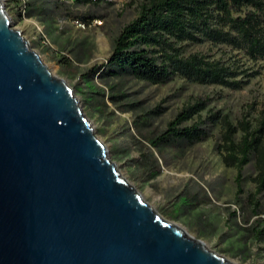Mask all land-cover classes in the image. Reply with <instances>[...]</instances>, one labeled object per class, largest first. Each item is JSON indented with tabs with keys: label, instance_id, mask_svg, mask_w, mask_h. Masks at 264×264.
I'll return each mask as SVG.
<instances>
[{
	"label": "rangeland",
	"instance_id": "obj_1",
	"mask_svg": "<svg viewBox=\"0 0 264 264\" xmlns=\"http://www.w3.org/2000/svg\"><path fill=\"white\" fill-rule=\"evenodd\" d=\"M3 1L13 27L74 90L110 161L145 202L228 260L264 264V238L257 236L264 227V192L256 196L260 208L255 215V202L248 197L256 192L254 163L243 170V193L238 195L239 171L222 162L218 126L209 128L207 140L185 148L157 149L145 139L164 132L185 106L197 100L208 102L202 120L220 110L234 124L246 117L254 125L264 112V60L253 62L241 51L207 42L183 45L186 55L237 61L244 70L258 71L239 90L178 76L161 85L109 78L96 67L108 60L114 39L137 17L144 0ZM33 6L42 8L30 16L24 13L25 7ZM111 95L121 97L114 102ZM198 120L195 116L183 126Z\"/></svg>",
	"mask_w": 264,
	"mask_h": 264
},
{
	"label": "water",
	"instance_id": "obj_2",
	"mask_svg": "<svg viewBox=\"0 0 264 264\" xmlns=\"http://www.w3.org/2000/svg\"><path fill=\"white\" fill-rule=\"evenodd\" d=\"M0 264H236L110 161L74 90L0 0Z\"/></svg>",
	"mask_w": 264,
	"mask_h": 264
},
{
	"label": "trees",
	"instance_id": "obj_3",
	"mask_svg": "<svg viewBox=\"0 0 264 264\" xmlns=\"http://www.w3.org/2000/svg\"><path fill=\"white\" fill-rule=\"evenodd\" d=\"M38 7H27L28 16ZM205 42L241 51L253 62L264 60V0H144L137 17L114 39L108 60L96 70L102 69L103 76L114 79L161 85L178 76L192 83L232 90L241 89L259 74L244 70L237 61L185 54V43ZM110 97L116 102L121 96ZM207 104L197 100L185 106L164 132L145 139L157 149L185 148L207 140L209 128L218 126L222 162L239 171L238 195L243 193L242 172L254 163L256 192L248 197L255 202V215L260 208L256 196L264 192V112L254 125L246 117L234 124L220 110L202 120L200 114ZM195 116L199 117L196 123L183 126ZM257 236L264 238V227Z\"/></svg>",
	"mask_w": 264,
	"mask_h": 264
},
{
	"label": "built area",
	"instance_id": "obj_4",
	"mask_svg": "<svg viewBox=\"0 0 264 264\" xmlns=\"http://www.w3.org/2000/svg\"><path fill=\"white\" fill-rule=\"evenodd\" d=\"M24 13H26V7H25V10H24ZM75 24L80 27V28H85V23H83L82 21L80 20H76L75 21Z\"/></svg>",
	"mask_w": 264,
	"mask_h": 264
},
{
	"label": "bare ground",
	"instance_id": "obj_5",
	"mask_svg": "<svg viewBox=\"0 0 264 264\" xmlns=\"http://www.w3.org/2000/svg\"><path fill=\"white\" fill-rule=\"evenodd\" d=\"M56 76V75H55Z\"/></svg>",
	"mask_w": 264,
	"mask_h": 264
}]
</instances>
